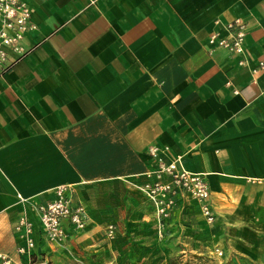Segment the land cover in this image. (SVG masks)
Segmentation results:
<instances>
[{"label":"crops","instance_id":"1","mask_svg":"<svg viewBox=\"0 0 264 264\" xmlns=\"http://www.w3.org/2000/svg\"><path fill=\"white\" fill-rule=\"evenodd\" d=\"M27 1L36 25L24 37L28 52L11 54L0 77V254L17 263L51 246L37 206L52 200L57 186L71 185L72 204L88 216L83 230L68 227L55 244L66 246L115 224L96 216L88 188L138 190L158 158H178L182 169L204 175L215 220L207 225L199 203L178 196L165 222L215 236L224 231L228 264L259 260L264 69H252L264 62V0ZM234 18L246 24L244 66L208 43ZM139 194L140 204L132 199L127 207L153 214ZM121 205H111L112 214ZM25 212L34 247L19 253ZM187 240L197 246V236Z\"/></svg>","mask_w":264,"mask_h":264},{"label":"rangeland","instance_id":"2","mask_svg":"<svg viewBox=\"0 0 264 264\" xmlns=\"http://www.w3.org/2000/svg\"><path fill=\"white\" fill-rule=\"evenodd\" d=\"M139 192L118 183L87 189L86 197L95 208L96 216L104 222L115 220L112 239L106 238L102 230L66 246L51 244L29 253L17 263L0 254V264H228L223 258L227 246L222 238L224 231L223 236L221 231L215 236L202 228L186 231L179 223L159 222L155 212L143 214L137 206L128 208V200L133 199L135 205L140 204L142 196ZM118 200L122 205L120 213L115 215L110 206ZM201 217L212 226L213 222L206 221L203 215ZM190 234L198 237L196 247H191L187 240ZM243 264H264V255L257 261H245Z\"/></svg>","mask_w":264,"mask_h":264},{"label":"built area","instance_id":"3","mask_svg":"<svg viewBox=\"0 0 264 264\" xmlns=\"http://www.w3.org/2000/svg\"><path fill=\"white\" fill-rule=\"evenodd\" d=\"M35 29L36 25L31 20V8L27 0H0V77L12 64L9 61L11 54L22 57L28 52L23 46L24 37L27 32ZM224 30L226 34L223 36L217 32L211 33L209 45L241 57L239 65H247L249 61L245 57L243 46L246 24L241 18H234L224 24ZM263 69L264 62L261 61L252 72L256 73ZM149 154L158 157L155 147L149 148ZM135 186L151 201L159 222L170 217L178 196L196 200L206 221L212 223L215 220L213 207L209 203L210 191L204 175L182 169L178 164V158L169 163L158 158L156 166L145 173V180ZM72 190L71 185H59L54 189L52 200L37 206L40 227L50 244L62 243L68 237V227L81 231L87 225L88 216L84 206L72 204L69 196ZM18 227L24 228L22 238L26 247L19 249V252L24 253L34 247L33 224L26 212L20 216ZM105 235L109 239L115 236L113 224L107 225Z\"/></svg>","mask_w":264,"mask_h":264}]
</instances>
